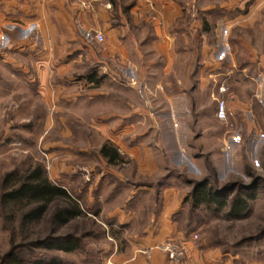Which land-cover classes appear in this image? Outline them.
<instances>
[{"label": "rangeland", "instance_id": "rangeland-1", "mask_svg": "<svg viewBox=\"0 0 264 264\" xmlns=\"http://www.w3.org/2000/svg\"><path fill=\"white\" fill-rule=\"evenodd\" d=\"M96 34L101 33L95 32L94 37ZM86 36L84 43L79 39L48 35L44 39L37 35L23 45H12L8 56L0 55V193L6 174L15 173L13 181L40 166L45 176L70 192L84 211L83 216L57 226L49 221L54 208L51 205L41 218L23 224L21 215L30 206L0 204V264H34L36 260L45 264L52 258H58L59 264H99L111 252L124 249V231L119 229L122 226H110L104 211L124 206L125 199L116 198L111 204L107 193L109 171L122 168L125 156L111 165L99 154L105 141L116 147L118 120L95 118L101 111L94 113L92 107L101 91L117 92L112 79L116 78L117 65L115 57L109 62L101 58V43ZM238 36L253 45V61L247 47L235 42ZM232 37L233 45L238 46L237 64L247 67L233 84V102L246 103L252 113L233 120L229 115L233 127L218 122L221 137L231 134L225 132L226 127L235 136L226 152L217 150L215 138L198 144L197 131L190 135L193 128L186 126L189 136L184 134V142L192 147L193 154L204 152L203 159H199V166L187 165L190 173L186 174L187 167L183 165V171L178 169L171 174L190 190L192 184L185 183L189 178L212 176V184L217 187L243 182L253 186V197L248 209L237 217L227 215L228 205L220 209L204 205L195 208L189 216L188 234L199 257L186 259L185 247L178 242L183 249L184 258L179 260L183 259V264L187 260L188 264H264V34L236 26ZM83 43L93 49V57ZM76 93L82 98L77 103ZM115 99L116 96L109 102L111 108L116 106ZM214 110L215 101L206 97L200 111L201 124L212 121L210 113ZM105 122L111 127L103 132L100 127ZM184 202V206H191L189 200ZM102 209L104 214H95ZM69 234L79 242L71 250L34 245L47 236Z\"/></svg>", "mask_w": 264, "mask_h": 264}, {"label": "crops", "instance_id": "crops-1", "mask_svg": "<svg viewBox=\"0 0 264 264\" xmlns=\"http://www.w3.org/2000/svg\"><path fill=\"white\" fill-rule=\"evenodd\" d=\"M191 8L195 18L190 17ZM236 26L264 34V0H0V55L8 56L12 45H23L37 35L84 43L87 35L101 43V58L116 59V95L103 90L92 102L93 112L101 111L95 118L118 120L113 147L125 156L122 168L109 171L107 193L111 204L125 199L124 206L97 212H105L110 226L124 231V249L110 253L116 263L183 264V259L171 261L155 247L167 240L180 242L186 259L199 257L183 217L189 212L184 199L190 189L171 173L183 171V165L190 173L189 164L199 166L203 159L204 152L193 154L184 142V134L189 136L186 126L193 128L190 135L197 131L198 144L215 138L217 150L226 152L233 143V130L225 126L231 134L218 133V122L224 124L215 110L212 121L201 124L206 97H224L231 120L252 113L246 103L233 102V84L247 71L237 64L238 46L232 37ZM95 32L101 33L102 41ZM235 42L247 47L253 61V45L242 36ZM84 45L92 56L93 49ZM220 84L227 86V93L218 92ZM79 96L76 93V103ZM114 96L116 106L111 108ZM106 122L100 127L103 132L111 127Z\"/></svg>", "mask_w": 264, "mask_h": 264}, {"label": "trees", "instance_id": "trees-1", "mask_svg": "<svg viewBox=\"0 0 264 264\" xmlns=\"http://www.w3.org/2000/svg\"><path fill=\"white\" fill-rule=\"evenodd\" d=\"M99 154L108 164L115 165L122 161L116 148L109 142H104L99 148ZM15 173H8L2 180L0 204H13L22 207L30 206L21 215L23 224L41 218L54 205L50 214V223L57 226L66 224L71 219L84 215L77 199L59 184L51 182L44 174L40 166L32 167L16 180H11ZM212 176L193 180L192 188L184 201L189 200L191 206L186 214L188 225L186 232L190 231V215L200 205L205 207L215 206L220 209L228 205L227 215L237 217L248 209L251 199L252 185L243 182L226 183L221 187L212 184ZM236 186V187H235ZM237 190L227 200L232 190ZM97 214V212H95ZM78 239L69 234L63 237L47 236L34 242L37 247H53L59 250H71L78 244ZM58 258H52L45 264H59ZM34 264H43L42 260H36Z\"/></svg>", "mask_w": 264, "mask_h": 264}, {"label": "built area", "instance_id": "built-area-1", "mask_svg": "<svg viewBox=\"0 0 264 264\" xmlns=\"http://www.w3.org/2000/svg\"><path fill=\"white\" fill-rule=\"evenodd\" d=\"M190 17L195 18L194 8H191ZM95 38L98 41H102L103 39L101 34H96ZM217 90L220 94H225L227 93L228 88L224 84H220ZM229 115L230 113L227 110V104H226L225 98L222 96L216 97L215 98V117L216 119L223 122L224 124L229 125V127H233V123L229 121ZM155 247L161 250L162 252H164L167 255L168 259L174 262L179 261L183 256L182 246L178 242L173 241V240L164 241L163 243ZM99 264H118V263H116L113 260L112 256L109 255L107 258L102 260Z\"/></svg>", "mask_w": 264, "mask_h": 264}]
</instances>
